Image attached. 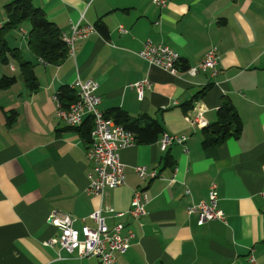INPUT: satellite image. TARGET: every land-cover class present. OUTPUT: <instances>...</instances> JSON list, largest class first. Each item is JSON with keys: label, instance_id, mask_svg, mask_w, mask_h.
I'll return each mask as SVG.
<instances>
[{"label": "crops", "instance_id": "crops-1", "mask_svg": "<svg viewBox=\"0 0 264 264\" xmlns=\"http://www.w3.org/2000/svg\"><path fill=\"white\" fill-rule=\"evenodd\" d=\"M11 1L0 0V24L6 21L4 5ZM32 2L62 34L78 22L94 26L101 18L108 37L93 30L55 65L32 53L28 29H16L17 39L6 33L8 45L34 63L38 89L25 86L16 60L6 65L0 59V78H17L0 89V264H100L95 257L80 258L59 245H46L60 234L49 215L83 218L100 205L126 211L139 188L148 195L146 212L127 218L123 232L131 230L134 236L114 264H252L251 257L264 264V0H168L162 8L152 0ZM147 39L175 50L186 67L216 49L218 64L196 75L182 67L171 74L137 55ZM77 79L98 83L102 112L119 107L132 117L147 114L163 124V134L185 135L186 141L167 149L161 137L125 146L119 152L124 183L103 198L90 194L88 143L58 115L60 87ZM146 79L149 85L140 99L131 85ZM226 99L241 118L242 133L203 147V128L217 120ZM192 111L203 112L202 126L186 120ZM12 112L15 119L8 124ZM167 153L173 165H165ZM139 165L159 176L140 179ZM213 183L226 221L199 225L198 213L189 214L187 207L208 201ZM103 215L109 227L124 220ZM87 223L94 226L91 219Z\"/></svg>", "mask_w": 264, "mask_h": 264}, {"label": "built area", "instance_id": "built-area-1", "mask_svg": "<svg viewBox=\"0 0 264 264\" xmlns=\"http://www.w3.org/2000/svg\"><path fill=\"white\" fill-rule=\"evenodd\" d=\"M158 7H165L168 0H152ZM2 24H0V29ZM95 30L92 25H83L80 22L71 27L69 34H62V38L69 48V53H74V43L77 39L88 36ZM119 31L127 32L123 26H119ZM21 32L27 36V32ZM142 59L151 64L158 65L171 74H178L181 69L180 55L163 44H155L151 39H147L138 54ZM219 54L216 49L210 50L205 58L196 66L187 67L185 72L196 75L208 69H215L218 64ZM11 68L13 65L11 64ZM149 85V80H142L131 85L136 89L138 97L143 98L144 88ZM77 92V99L69 107H58L59 117L66 122L69 127L80 126L85 117L90 116L93 120L91 131V141L88 143L87 157L93 162V167L89 173L90 194L103 198L105 192L114 189L125 181L124 165L120 161L119 152L122 148L134 144L135 136L126 130L122 125L117 124L112 118L106 117L105 113L99 109L101 98L98 95V83L93 80H75L70 85ZM202 111H192L186 115V120L192 125H201ZM185 135L163 134L160 138L162 149H167L174 143L182 144L186 141ZM135 171L140 179H153L159 176L156 170L148 171L146 166H136ZM174 182V179L170 180ZM186 193L190 190L186 188ZM264 198V189L261 192ZM148 195L142 189H136L133 194L131 207L126 211H116L112 207L100 205L88 217L76 218L70 214H57L52 212L48 217V222L60 230L57 237L45 242L48 246H60L70 254H75L80 258L95 257L100 264H114L116 254H124L130 245V240L134 236L131 230L124 233L127 218L138 219L142 217L146 210ZM104 212L110 213L114 217L124 218L112 227L106 223ZM187 212L198 213V224L204 225L213 220L226 221L224 211L218 206L216 184H211L208 201H201L187 207ZM87 219L94 222V226L87 223ZM80 221L81 226L76 227V222ZM250 262L255 264L254 257Z\"/></svg>", "mask_w": 264, "mask_h": 264}, {"label": "trees", "instance_id": "trees-1", "mask_svg": "<svg viewBox=\"0 0 264 264\" xmlns=\"http://www.w3.org/2000/svg\"><path fill=\"white\" fill-rule=\"evenodd\" d=\"M6 21L0 29V59L3 64H9L10 59L16 60L19 64L20 73L24 79L25 86L30 91L38 89V79L34 72V63L24 60L18 48L8 45L6 40L7 30L19 29L24 22L30 24L27 36L29 49L38 58L46 63L60 65L68 56L69 48L62 38L60 28L48 19L46 12L36 6L32 0H13L4 5ZM95 29L103 36L108 37V30L104 21L100 18L94 25ZM182 69L187 68L183 61ZM16 76L4 75L0 78V89H6L16 83ZM75 89L70 85L60 87L57 98L63 108H67L77 99ZM205 93L203 89L195 95L194 100ZM193 105L191 100L184 108L188 110ZM106 117L112 118L117 124L122 125L126 130L132 132L137 143L150 144L158 141L164 133L163 124L147 114H140L136 117L128 115L123 109L116 107L105 113ZM15 119V112L7 117V123L11 124ZM76 130L87 143L91 141L93 120L88 116L78 127H69ZM242 121L230 99H226L217 110V120L202 131L203 147H210L224 143L230 137H238L242 133ZM174 159L167 153L165 165H173Z\"/></svg>", "mask_w": 264, "mask_h": 264}, {"label": "rangeland", "instance_id": "rangeland-1", "mask_svg": "<svg viewBox=\"0 0 264 264\" xmlns=\"http://www.w3.org/2000/svg\"><path fill=\"white\" fill-rule=\"evenodd\" d=\"M22 26L24 28L30 30V24L28 22H24ZM7 32H9L10 34H13L16 37V39L19 38L16 29L7 30Z\"/></svg>", "mask_w": 264, "mask_h": 264}]
</instances>
